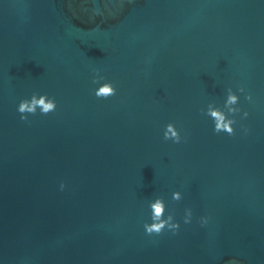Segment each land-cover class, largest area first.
Returning <instances> with one entry per match:
<instances>
[{"label": "water", "instance_id": "obj_1", "mask_svg": "<svg viewBox=\"0 0 264 264\" xmlns=\"http://www.w3.org/2000/svg\"><path fill=\"white\" fill-rule=\"evenodd\" d=\"M240 82L251 115L217 133L200 109ZM34 91L58 107L22 120ZM157 196L177 234L145 232ZM0 261L264 264V3L0 0Z\"/></svg>", "mask_w": 264, "mask_h": 264}, {"label": "clouds", "instance_id": "obj_2", "mask_svg": "<svg viewBox=\"0 0 264 264\" xmlns=\"http://www.w3.org/2000/svg\"><path fill=\"white\" fill-rule=\"evenodd\" d=\"M264 3V0H260ZM93 72V82L101 79V70L99 68H94ZM105 83L102 87L94 89V94L97 97H110L114 96L117 91L116 82L111 79L103 77ZM224 105L220 106L215 100H209L206 106L202 107L200 111L204 113L207 117L211 118L214 131L217 133H227L229 135H234L237 131V124L240 123L245 118L251 115L250 108L245 107L242 100L248 102L249 104L254 103L253 93L247 89L243 82L237 85H229L225 89L224 94ZM58 107V101L54 95H49L48 92L34 91L31 96H26L22 98L18 105L17 111L21 114L22 120H28L30 114H35L37 112L41 114H48L54 112ZM244 131L247 132L249 129L243 126ZM163 137L165 140L173 141L174 143H180L183 139L181 128L178 127L174 120H170L164 125ZM68 187L66 180H61L59 188L61 191ZM172 197L175 200H182L184 198V192L180 189L175 190L172 193ZM149 206L151 208V220L144 222V230L147 234H160L166 230L171 234H177L182 227L181 219H177L173 214L165 215L166 201L162 196H157L156 198L149 201ZM194 218V213L192 208H187L185 214L182 217L184 224L192 223ZM199 223L202 226H206L210 217L208 215H201L198 217ZM230 260H235V257H229ZM0 264H3L0 261Z\"/></svg>", "mask_w": 264, "mask_h": 264}]
</instances>
